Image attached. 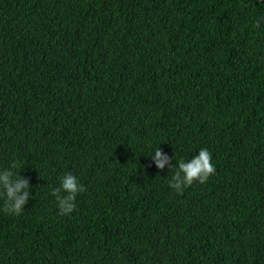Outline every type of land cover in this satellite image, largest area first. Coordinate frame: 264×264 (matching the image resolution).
Returning <instances> with one entry per match:
<instances>
[{
  "label": "trees",
  "instance_id": "16d2710c",
  "mask_svg": "<svg viewBox=\"0 0 264 264\" xmlns=\"http://www.w3.org/2000/svg\"><path fill=\"white\" fill-rule=\"evenodd\" d=\"M262 18L264 0H0V170L30 185L20 215L0 197V264H264ZM157 147L173 166L207 149L215 173L177 194ZM66 173L86 191L61 216Z\"/></svg>",
  "mask_w": 264,
  "mask_h": 264
},
{
  "label": "clouds",
  "instance_id": "9594fccd",
  "mask_svg": "<svg viewBox=\"0 0 264 264\" xmlns=\"http://www.w3.org/2000/svg\"><path fill=\"white\" fill-rule=\"evenodd\" d=\"M264 19V18H262ZM260 20H257L254 27H260ZM169 157L158 147L151 157L152 164L159 170H163L166 165L170 170L174 169L169 187L177 194H182L184 189L190 187L194 182L204 184L208 178L215 173V167L211 160V154L207 149H200L198 154L189 161L180 158L175 165H171ZM149 167L151 166L148 165ZM20 167L19 162L13 161L7 168L0 170V197L3 198V211L10 215H20L24 206L29 200V180L19 176L16 171ZM86 189L78 183L77 178L66 173L60 177L59 187L51 189V195L55 197L58 207V214L69 215L75 210V199L79 193Z\"/></svg>",
  "mask_w": 264,
  "mask_h": 264
}]
</instances>
